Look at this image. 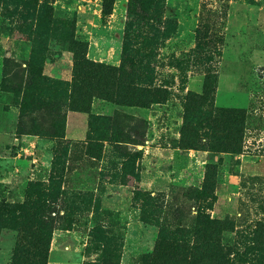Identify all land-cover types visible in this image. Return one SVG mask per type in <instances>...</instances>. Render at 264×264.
Instances as JSON below:
<instances>
[{
  "label": "rangeland",
  "instance_id": "374dc122",
  "mask_svg": "<svg viewBox=\"0 0 264 264\" xmlns=\"http://www.w3.org/2000/svg\"><path fill=\"white\" fill-rule=\"evenodd\" d=\"M223 258L264 264V0H0V264Z\"/></svg>",
  "mask_w": 264,
  "mask_h": 264
},
{
  "label": "trees",
  "instance_id": "16d2710c",
  "mask_svg": "<svg viewBox=\"0 0 264 264\" xmlns=\"http://www.w3.org/2000/svg\"><path fill=\"white\" fill-rule=\"evenodd\" d=\"M114 3H115V0H103V15L105 17L111 15V13L113 12V9H114ZM81 47H80V52L81 54L79 55V51L77 52V56H76V62L77 64L81 67H83V65L85 64H88L90 68H93L94 70L95 69H103L105 70V68H108V69H111L110 67H103L104 64L103 63H98L96 61H92L90 59H88L84 54V48H85V45L83 44H80ZM80 68H78V71H79ZM96 73V71H93ZM81 76L83 78H87V80H90V79H94L96 80L98 77L96 76V74H93L92 72H88L86 70H83L82 73H81ZM78 80H80V76H77ZM99 81V80H97ZM96 81V82H97ZM79 88V85H77V79L75 80L74 83L71 84V89L73 91V93L75 94L77 91L76 89ZM75 90V91H74ZM65 91H62V93H64ZM77 95H79V93H76ZM44 105H45V108L46 109H49L50 107H52L53 109H60V98H56V99H49L47 101L44 102ZM58 107V108H57ZM54 124V122L52 123ZM55 128H57V130H60V132H63L64 130V124L63 122H59L57 125L56 123L54 124ZM221 262H223V264H226V259L223 258L221 259Z\"/></svg>",
  "mask_w": 264,
  "mask_h": 264
}]
</instances>
